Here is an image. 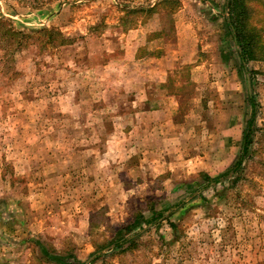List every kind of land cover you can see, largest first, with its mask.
I'll return each instance as SVG.
<instances>
[{"label": "rangeland", "instance_id": "1", "mask_svg": "<svg viewBox=\"0 0 264 264\" xmlns=\"http://www.w3.org/2000/svg\"><path fill=\"white\" fill-rule=\"evenodd\" d=\"M225 2L0 0V264H264V0L245 68Z\"/></svg>", "mask_w": 264, "mask_h": 264}, {"label": "trees", "instance_id": "2", "mask_svg": "<svg viewBox=\"0 0 264 264\" xmlns=\"http://www.w3.org/2000/svg\"><path fill=\"white\" fill-rule=\"evenodd\" d=\"M254 0H226L225 2V9L227 10L228 19H226V25L228 27L229 34L235 45L239 47V51L237 52L238 58L242 64V67L245 68L244 63L250 60H254L255 58V48L257 47V42L260 39V36L256 37L253 35L254 28L251 27L249 23L250 19V8L249 3L253 2ZM252 105L254 106V101L252 97H249ZM253 107V114L255 113ZM253 119H250L248 123V129H246L245 134L243 136L242 142V152L239 159L236 161L234 167L220 175L216 178L209 179V181L213 184L219 183L222 178H225L230 173L237 172L242 165L243 156L246 154L248 147L250 145V135L249 129L251 128V124ZM161 216L158 214L155 216ZM61 261V259H58Z\"/></svg>", "mask_w": 264, "mask_h": 264}]
</instances>
